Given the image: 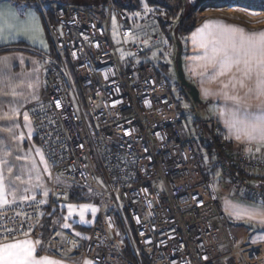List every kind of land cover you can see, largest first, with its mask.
I'll return each instance as SVG.
<instances>
[{"label":"built area","instance_id":"built-area-1","mask_svg":"<svg viewBox=\"0 0 264 264\" xmlns=\"http://www.w3.org/2000/svg\"><path fill=\"white\" fill-rule=\"evenodd\" d=\"M16 1H37L47 22L49 10L56 19L49 23L55 53L42 55L43 90L29 110L36 143L47 159L55 154L59 163L47 175L46 203L24 201L8 209L15 223H4L16 232L2 239L41 238L48 211L73 185L97 192L101 205L87 240L62 235V252L68 255L96 264H137L124 255L126 236L149 264H223L229 258L264 264V241L235 239L198 156L208 148L230 188L258 201L264 184L252 178H264V153L249 158L246 143L226 139L213 118L200 117L199 125L193 123L196 131L189 128L170 75L158 74L159 62L146 58L165 41L162 30L146 27L137 33L127 10L114 0H52L49 6L42 0ZM148 1L172 15L180 12L179 0ZM52 232L58 237L57 229Z\"/></svg>","mask_w":264,"mask_h":264},{"label":"snow or ice","instance_id":"snow-or-ice-1","mask_svg":"<svg viewBox=\"0 0 264 264\" xmlns=\"http://www.w3.org/2000/svg\"><path fill=\"white\" fill-rule=\"evenodd\" d=\"M5 5L8 8L7 12ZM37 29L38 17L35 12L29 11L26 19H21L19 12L15 11L11 4H8V0H3L0 3V44L11 43L20 37H27L36 43L34 33ZM40 43L43 44V41ZM193 43L198 44L202 50L201 54L193 57L195 61L199 62L197 66L204 70L201 75H207L212 81L220 80L221 91L225 99L232 102L231 108L221 113V116L225 117L224 123L228 131V136L225 138L229 140L234 138L237 141L245 142V152L251 158L264 148V31L246 32L237 26L210 21L193 34ZM44 46L46 47V45ZM14 59H19V62L23 63L22 58L0 56V85L10 88V92H5L0 87V98L10 95L13 98L21 99H14L7 112L0 107V122H6V126H0V132L8 133L10 139L16 142V147L19 149V145L25 138L23 132H19V134L15 132L20 128V109L29 102V97L33 100L38 99L35 89L39 86L40 80L39 69H34L33 73L29 75H34L35 81H30L27 84V87L33 91L29 93V96H24L22 91H17L20 85L12 82L16 77L11 72ZM19 75L22 74H17V77ZM223 77H227V81H224ZM56 105L60 106L58 100ZM22 115L30 136L32 132L31 118L27 111ZM7 140L6 137H0V264H64V261L46 255L38 256L36 246H43L40 240L25 238L24 240L13 239L9 242L2 239L5 236L14 237L16 232V229L7 227L4 223L6 220L15 223L13 217L7 216L8 209L15 206L18 201L46 203L45 200L37 201L35 194L28 195V193H35L37 189H41L43 196L47 197L50 189L44 185L42 172H46L51 177V169L59 163L55 154H51V159H47L40 148H34L24 152L23 155L15 156V161L25 160L28 162L19 166L8 159L13 153ZM19 150L23 152V149ZM33 151L38 154V160L36 156L32 155ZM56 179L60 181V176L58 175ZM99 183L103 184V181H99ZM88 191L92 192V189L89 188ZM66 207L68 215L62 217L65 222L61 223V227L66 229L72 228V224L66 221L72 218L77 207L81 223H91L85 219L86 212L91 211L95 215L98 211L97 207L87 203L67 204ZM225 211L236 220L264 227V198L258 201L253 200L251 203L244 201L234 203L225 200ZM14 215L19 217L26 214L15 212ZM22 227L23 225H21ZM31 227L30 225V230ZM27 235L25 233V237ZM56 235L59 236L60 233H56ZM75 235L80 237L81 233L76 232ZM70 243H73L74 247L77 246L74 242L70 241ZM62 246L63 244L50 245L49 247L51 250H56ZM84 264H94V262L85 260Z\"/></svg>","mask_w":264,"mask_h":264},{"label":"crops","instance_id":"crops-1","mask_svg":"<svg viewBox=\"0 0 264 264\" xmlns=\"http://www.w3.org/2000/svg\"><path fill=\"white\" fill-rule=\"evenodd\" d=\"M233 1V0H229ZM236 1H241L243 4H247L248 2L250 4L256 3L257 5L260 6L262 3L264 6V0H236ZM253 1V2H252ZM3 0H0V3H2ZM42 2L48 3L45 5H50L51 2L49 3L46 0H42ZM141 2V7L140 9H136L134 11H127L133 20L135 30L137 33L146 27H150L156 30H162L160 24L158 23V17L160 15L157 14L156 12V6H153V8H150L149 6H145V4L140 0ZM151 3V2H150ZM8 4H11L13 9L17 12H19L21 19H26L27 13L29 11H33L36 13L38 17V29L34 33L36 36V43H33L30 39L27 37H20L15 41H12L11 43L8 44H0V56H13V57H18L23 59V63L21 64L19 62V59H14L12 61L13 67L11 69V72L13 74L14 78L13 83L14 84H19L20 87L17 88V91H22L24 93V96H29V93L33 91V89H29L27 87V84L31 81H35V76L34 75H29L33 73L34 69H39V80L40 84L39 86L35 89V93L40 97L42 90H43V82H42V55L44 53H51L50 50V45H49V40L46 34V28L44 25V20H43V15L41 14L40 8H39V3L36 1L32 4H25L18 2L16 0H8ZM153 4V3H152ZM150 5V4H149ZM5 11H8L7 5H5ZM144 18V19H143ZM222 22L226 25H231V26H237L246 32H259V31H264V25L260 27H252L250 26L249 23L245 22L248 21L247 18L242 17L241 15L235 17L232 14L228 13H212L210 16L204 18L200 22L195 24V28L189 33V35L186 38V45L185 49L183 51V65L184 69L186 71V74L193 80V83L198 87L200 97L202 100H204L206 103H204L202 106V109L205 111L207 109V106L209 105L211 107V110L214 109V113L211 114L213 115V119L219 118V124L221 125L222 129L225 131V133L228 136V131L224 123L225 117L221 116L222 112H226L227 109L231 108L232 102L229 100H226L222 91H221V83L220 80L212 81L208 78L207 75H201L203 73V69L198 67L197 61L193 59L194 56L201 54L202 50L199 48L198 44L193 43V34L197 33L199 29L203 28L205 24L208 22ZM163 32V30H162ZM164 33V32H163ZM164 36L166 34L164 33ZM119 37V34H118ZM40 41H43V44L40 43ZM46 45V47L44 46ZM170 42L166 40L163 42L161 46H159L156 49H152L147 55L146 58L149 56L152 59H156L158 64H161V58L163 57V53L166 51H171L170 50ZM37 63H33V62ZM134 62L138 61L133 60ZM163 62V61H162ZM17 74H22L17 77ZM224 81H227V77L222 78ZM22 82V83H21ZM4 89L5 92H10V88L0 85ZM207 90V91H206ZM241 94H243L241 92ZM14 99H21L19 97L13 98L10 95L7 97L0 98V107L3 108L4 111H8L10 105L12 104V101ZM38 99L33 100L29 97V102L24 104V106L20 109L21 110V116L19 117V122H20V128L15 130L16 134H19V132L24 133V141L19 145V149H23V152H21L19 149L16 147V142L12 141L10 139V136L8 133H3L0 132V137H6L8 138L7 142L9 143V146L12 150L13 155L9 157L8 159L19 166H23L27 164L28 162L25 160L21 161H15V156L17 155H23L24 152H28L30 149L34 148H42L36 143L35 141V128H34V123L31 118V123H32V132L31 135H28V129L24 125L23 121V115L22 113L27 111L29 107L35 103ZM203 101V102H204ZM210 102V103H208ZM201 111L203 112V110ZM29 113V112H28ZM30 116V115H29ZM206 117V116H205ZM0 126H6V122H0ZM233 142L236 144L238 143H245L242 141H237L234 138L231 139ZM43 151V150H42ZM261 151L264 153V148L261 149ZM45 154V153H44ZM33 156H36L37 160L39 159L38 154H36L34 151L32 152ZM46 157V156H45ZM42 168V165H41ZM13 171L15 172L16 169L14 168ZM43 175V181L45 187L50 189L49 187V181L47 177L46 172H42ZM222 182H220L221 184ZM216 193V192H215ZM35 194L36 197H40L43 200H48L49 195L47 197L43 196V191L41 189H37L35 193H28V195H33ZM50 194V191H49ZM217 195V194H216ZM248 199L245 195L238 194L234 190L230 188V185L228 186H222L221 187V203L223 205V209L225 210V200H230L232 202H240L242 200L238 199ZM21 201H18V203ZM24 202V201H22ZM245 202V201H244ZM67 204H74V205H80L83 203H71L68 200V197L63 201L61 207H62V212H61V217H66L68 215V210L66 205ZM95 206L98 205L100 207V204L98 203H93ZM100 210V209H98ZM97 211L95 215L92 214L91 211H88L85 213V219L91 221V223H81L80 222V217H79V208L77 207L72 218L66 222L72 224V228H63L61 225L56 223L57 221H53L51 233L49 236L45 237L42 236L41 238H28L31 240H40L42 241V245H37V255L38 256H49L50 258H54L57 260H62L64 261V264H84L85 260H90L86 258H82L81 255L75 254V255H68L65 252H62V247L57 248L56 250H51L50 245H61L62 244V235L63 233H70L72 234L75 238L81 240L84 242L87 240L85 237H89L90 230H82L79 227H84V228H92L94 225V221L96 219V216L98 215ZM236 224L233 222V234L235 236V239L239 242H247V243H255V242H262L264 241V227L260 226L259 224L255 225H250L244 221H239L233 218ZM60 222V220H58ZM65 222V221H64ZM239 222V223H238ZM61 234L58 237H53L51 236L52 231L56 230ZM76 232H80L81 236L77 237L75 235ZM25 239V238H24ZM20 239V240H24ZM94 262V261H93ZM94 264H96L94 262ZM223 264H236L235 261L231 258L227 259L224 261Z\"/></svg>","mask_w":264,"mask_h":264},{"label":"rangeland","instance_id":"rangeland-1","mask_svg":"<svg viewBox=\"0 0 264 264\" xmlns=\"http://www.w3.org/2000/svg\"><path fill=\"white\" fill-rule=\"evenodd\" d=\"M46 1H48L50 3L52 0H46ZM141 1L145 4V6H149L150 8H153V6H156L155 7L156 12H157V10H160V12L159 13L157 12V14L160 16H163V17L166 16L168 11L165 8H163L159 5L157 6L156 4H152L148 0H141ZM193 1L194 0H186L182 4L181 12L184 14H188V10L191 7V2H193ZM45 4H48V3H45ZM198 13H199V17H198ZM212 13H228V14L234 15L235 17L241 15L242 17L247 18L248 21H245V22L249 23L250 26H252V27H260V26L264 25V6L259 7V5H257L256 3L250 4L249 2L245 5L241 1H236V0H233V1H229V0H202L200 3H198L196 5V7L194 9L193 24L195 25L197 22H200L204 18L210 16V14H212ZM176 21L178 22L179 19H176ZM112 27H113V31H112L113 36L116 39V41H119L118 29L116 27V23H115L114 19L112 21ZM175 40H176V38H175ZM169 46H170L171 51L168 50V51L164 52L161 60L170 65L169 74L168 73L167 74L170 75V77H171L173 90H174L175 95L177 97L180 110L183 112L184 120H185L186 124L189 125L190 129H191L190 126H192L193 131H196V129L193 126L194 118L195 117L200 118V117L206 116V113H208L210 115V117H213V115L211 116V114L214 113V109L211 110V107L208 105L207 109H205V111H204L202 109V106H204L203 104L206 103L204 100H202V104L198 107L197 111L194 109V105H195L194 102L192 101L191 97L186 93L185 88L180 84L178 76H177V68H176V61H175L176 53H177L176 45H175V43L171 42ZM120 53L122 54V58H124L126 56V54H124L121 50H120ZM149 57H153V56H149ZM138 60L140 61L141 59H138ZM185 73H186V71H185ZM186 76H187L188 80L193 82V80L187 74H186ZM208 103H210V102H208ZM185 105H187V107H185ZM200 109H202L203 112ZM28 112H29V115L31 117L29 109H28ZM219 120H220L219 118L216 119V121H218V122H219ZM198 156H199V161L201 163L203 171H204V173H206L208 175L209 179L212 180V183H213L214 188H215V192L217 194L218 199L220 200L221 187L222 186H228L230 180L220 169H218V168L216 169L214 167L213 163L210 164V162H208L209 161V159H208L209 154H208V151L206 148H201ZM220 182H222V183L220 184ZM67 197H68V195L63 198V201ZM238 199L245 201V202H248V203L252 202V200H250V199H241V198H238ZM62 202H60V204ZM220 202H221V200H220ZM93 203L94 202L87 203V204L94 205ZM83 204H85V203H83ZM100 205H101V203H100ZM95 207H97V209H100V207L98 205H96ZM110 208H111V206H110ZM224 212L226 214V217H227L231 227L233 228V222H234V224H236L237 222H235L233 220V217H230L225 210H224ZM119 232L122 233L121 230H119ZM52 233H54V232H52ZM64 234H65V232L63 233V235ZM122 234L124 235V233H122ZM51 236H52V234H51ZM141 256H142V254L139 255V258Z\"/></svg>","mask_w":264,"mask_h":264},{"label":"trees","instance_id":"trees-1","mask_svg":"<svg viewBox=\"0 0 264 264\" xmlns=\"http://www.w3.org/2000/svg\"><path fill=\"white\" fill-rule=\"evenodd\" d=\"M179 1H180V5H181L179 14L178 15H172L166 11L167 14L165 17H163V16L158 17V23L160 24L163 32L166 34V36H165L166 40L169 41L170 43L171 42L175 43V45H176V40H180L181 43L183 44V51H184L185 45H186V38L189 35V33L195 28V25L193 24L194 9H195L196 5L198 3H200L202 0H194L193 2H191V7L188 10V14H184L181 12L182 4L186 0H179ZM114 2L117 6L123 7L127 11L128 10L134 11L136 9H140V7L142 6L140 0H114ZM259 7H263V4L261 3ZM157 12L159 13L160 10H157ZM176 19H179V21L177 22ZM43 20H44V25L46 28V34H47V37L49 40L51 54H54L55 53V45H54L52 36L50 34L49 23H55L56 19L54 17V14L49 10V22H47V20L45 18H43ZM175 38H176V40H175ZM176 50H177V45H176ZM169 70H170V65L166 62L161 61V64L159 65L157 72L160 75L162 73H168L169 74ZM193 123H194V125L200 124L198 117L194 118ZM206 127H208V126H206ZM206 149H207L208 154H209V158H208L209 161L208 162H210V164H211V163H213L211 152L208 148H206ZM214 167L217 169L216 166H214ZM204 176L206 179H209V177L206 173H204ZM252 181L264 184V178H252ZM246 197L252 201L255 200L254 198H252L250 196H246ZM68 200L71 203H91V202H95L98 204L101 203L100 196L98 195L97 192H94V191L89 192L88 189L79 188V187H76L73 185H71V187H70V192L68 194ZM61 204H60V202L56 203L54 205V207L48 211V214L44 219L43 236L47 237L50 235L52 225H53V221H57L56 223L58 224V222H59L58 220H60V222H59L60 225H61V223L64 222L62 220V217H61V212L63 211ZM117 220H118V223H119L120 228H121L120 230L122 231V233L125 234V231H124V228L122 226V223L120 222V219L117 218ZM79 228L82 230H87V231L90 230L91 231V228H84V227H79ZM124 236L125 235H123V237ZM124 255L126 258H128L129 260H131L137 264H139V263L149 264V261L147 260V258L144 255H142L140 258L137 257V255L134 252L132 244L129 242V240L127 239L126 236H125Z\"/></svg>","mask_w":264,"mask_h":264},{"label":"water","instance_id":"water-1","mask_svg":"<svg viewBox=\"0 0 264 264\" xmlns=\"http://www.w3.org/2000/svg\"><path fill=\"white\" fill-rule=\"evenodd\" d=\"M176 45H177V53H176L175 61H176L177 76L179 82L185 88L186 93L191 97L194 104L201 105L202 99L200 97L199 89L193 82L188 80L185 73V69L183 65V44L181 43L180 40H176ZM205 119L207 121H210L211 117L208 113H206Z\"/></svg>","mask_w":264,"mask_h":264}]
</instances>
